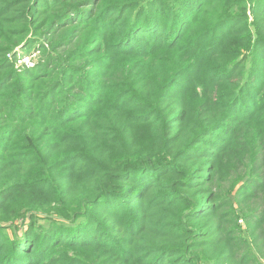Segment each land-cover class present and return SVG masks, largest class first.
Wrapping results in <instances>:
<instances>
[{
    "label": "trees",
    "instance_id": "obj_1",
    "mask_svg": "<svg viewBox=\"0 0 264 264\" xmlns=\"http://www.w3.org/2000/svg\"><path fill=\"white\" fill-rule=\"evenodd\" d=\"M0 264H264V0H0Z\"/></svg>",
    "mask_w": 264,
    "mask_h": 264
},
{
    "label": "rangeland",
    "instance_id": "obj_2",
    "mask_svg": "<svg viewBox=\"0 0 264 264\" xmlns=\"http://www.w3.org/2000/svg\"><path fill=\"white\" fill-rule=\"evenodd\" d=\"M19 56L17 67H32L41 59L40 51L34 47L26 48Z\"/></svg>",
    "mask_w": 264,
    "mask_h": 264
}]
</instances>
